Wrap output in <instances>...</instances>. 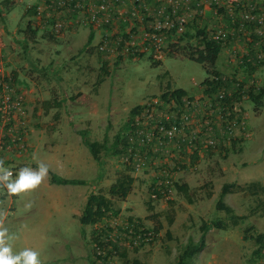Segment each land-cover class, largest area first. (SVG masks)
<instances>
[{
    "label": "rangeland",
    "instance_id": "rangeland-1",
    "mask_svg": "<svg viewBox=\"0 0 264 264\" xmlns=\"http://www.w3.org/2000/svg\"><path fill=\"white\" fill-rule=\"evenodd\" d=\"M21 1L15 0L10 11L3 9L0 13V23L5 21L8 25L7 34H0V76L12 75V71L16 73L10 89L1 87L0 91L8 92L11 98L17 94L23 96V112L19 111L6 123L5 131H0V137L9 132H20L17 130L21 129L24 140L26 143L29 140L32 146L27 143L28 147L20 158L9 155V159H5L2 154L0 161H3L4 167L14 171L13 179L20 168L35 170L45 161L57 175L82 178L86 183L52 184L47 173L35 188L13 196L6 187L0 185V228L8 229L13 253L31 248L39 252L42 264H175L185 244L196 242L199 238L202 222L210 223L212 219L225 217L228 223L225 213L215 208L223 183L259 180L264 184V97L257 105L245 92L250 85L264 86L263 61L251 74L241 66L226 67L223 53H220L216 63L222 74L244 84L241 97L231 99L228 107H232L230 110L233 112L234 107L245 112L247 136L236 129L234 144L228 139L224 148L220 147L221 141L216 148L203 147L200 152L202 156L199 158L196 153L194 161L185 153L179 157L180 163H176L178 158L160 150L153 153V158L146 154L145 143H136L137 133L124 129L130 109L136 104L159 98L167 82L172 88L176 86L194 94L192 96L199 104L207 102V94H204L201 83L208 76L206 67L186 57L196 46L197 38H166L162 44V60L155 63L156 59L150 58L151 52L147 49L142 55L135 48L130 52L126 50V44L133 40L124 34L115 33L119 35L115 37L106 34L109 36L107 40L120 42L117 45L121 47L123 57L118 58L116 53L120 47L115 53L111 52V46L105 51L107 42L104 47L99 45L107 30L104 28L100 31L99 40L97 37V45L87 48V28L91 27L93 17L85 5L76 16L69 13L65 17V27L60 30L58 26L52 37L45 29H39L34 36L24 39L20 30H23L28 20L34 18L26 10V4L35 0ZM93 6L95 0L89 4V7ZM243 7V4L238 6V11ZM133 10L134 15L139 13L137 8ZM4 16L6 20L3 21ZM218 20V15L213 18L215 23ZM37 21L43 26L41 19ZM130 27L131 23L126 20L119 25L118 31H127ZM212 29V26L210 28L207 25L210 34L214 32ZM195 31L191 28L189 32ZM231 31L242 34L237 27ZM229 36L222 52L229 45ZM197 89L198 94L195 95ZM45 99L59 100L61 106L45 111L41 106ZM154 109V115H157L167 112L169 108L155 106ZM80 110L83 113H75ZM147 118L143 116L139 121H147ZM214 126L219 127L218 124ZM78 130L91 141L101 142L106 136L108 149L100 151L99 161L92 157L85 144L78 145ZM146 132L148 127L142 134ZM117 133L128 134L133 139L129 140L133 151L130 150L135 153L131 163H127L125 156L113 153L110 147ZM48 143L53 145L51 152L46 150ZM74 155L82 160L81 167L67 164V160ZM51 156L55 158L47 162ZM134 165L136 168L132 170ZM93 169H98L94 175L91 174ZM123 173H130L135 179L130 192L112 199L113 208L117 211L115 217L97 225H82L78 217L84 207L85 196L91 192H107L109 186ZM175 181L188 184L192 201L174 188ZM152 190L159 194L154 197ZM258 199L264 201V194L257 197L239 192L224 195L223 201L237 214L247 217L243 222L224 229L211 226L205 235V246L190 262L264 264V252L259 255L253 252L256 249L253 239L241 237L244 228L250 224L255 227V231L264 232V215L255 210ZM74 213L78 216H74ZM129 216L140 219L142 226L148 230L153 231L156 226H160L159 231L154 232L152 241L129 248L127 261L119 256V251L123 249L119 244L116 246L117 253L108 258L109 262L94 259V228H103L107 224L123 225ZM168 218L172 220L171 223ZM102 238L106 240V235Z\"/></svg>",
    "mask_w": 264,
    "mask_h": 264
},
{
    "label": "trees",
    "instance_id": "trees-1",
    "mask_svg": "<svg viewBox=\"0 0 264 264\" xmlns=\"http://www.w3.org/2000/svg\"><path fill=\"white\" fill-rule=\"evenodd\" d=\"M59 1H62V0H45L44 4H46L48 7H46V9H44V12L40 14L41 18L36 17L37 15L36 6L40 4L39 1L29 4V6L26 7V10L32 13L34 18H31L30 20H28L23 30H20L24 34V39H29V37L34 36L39 29H45V31L48 32V35L52 37L55 34L54 32H55L58 22L60 23V30H62V28L65 27V22H64L66 21L65 17L69 16V13L70 15H72L73 11L76 13L78 11H81L85 8L84 7L85 5H87L89 11L93 10V7L95 8V6L89 7L90 3L88 0H80L82 2L80 5H76L78 0H66L63 2V4H59L58 3ZM138 1H141L143 3V7L138 8L137 6H135V9L137 8V11L139 12V13H135V15L133 13L134 11L133 10L134 7H133L130 10L131 11L130 15L131 17H134L133 19H135L137 22L141 21L142 24L145 25V27H148V29L147 31L145 29L141 30L142 31L141 38L138 35L139 33L138 29L132 30L130 27L129 31H124V30H121L122 32L118 31L117 33L124 34L123 36L128 37L133 40V42L130 41L126 44V50H129L130 52L131 50L135 48L136 50L141 51L140 55H142L143 51L147 49L148 51L151 52L150 58L151 59L154 58L153 60L156 59L155 63H158V61L161 62L163 54L161 58L156 57V49L153 44V39L151 37V34L158 33L160 35V49H159L160 53H162V47H163L162 44L166 38L168 40L172 38V36H176L178 37L177 39L179 40L184 39L185 37H187L188 40H191L192 38L194 39L196 37L197 38L196 46L194 47V49H191L186 54V57L192 61L202 63L204 64V67H206L205 69L207 71L208 76L201 82L202 85L204 86V90H203L204 94H210V93L215 92L217 88L219 87V85L221 86L220 83H223L222 85L226 86L230 90L231 92L230 94L226 93V96L224 98H221V100H219V98L217 99L219 104L223 108L222 112H224L225 110L224 107L226 109H229L228 105L230 104L231 99L235 97H238V98L241 97V93L243 92V90L241 91V89L243 88L244 84L240 80H236V78H233V77L228 78V80L225 82H222L219 78L214 79V77L216 76L220 77L222 75V73L219 71V68H217L218 66L217 60L219 59V55L221 51H223L222 42L218 41L217 39H214L211 36V34L210 36H208L207 35L208 32L205 29L196 30L195 33L189 32L190 29L188 28H191V27L187 23L186 24L184 23V28L181 32H177L175 28H171L167 31H164L165 28L155 27L157 22L164 23L166 21V17L171 16L173 5H177V8H178L181 3L180 1L182 0H168V2L166 1V3L162 4L161 6H160V3L163 2V0H149L151 5L147 3L146 0H135V2H138ZM183 1L186 2V0H183ZM13 3H14L13 0H2L0 2V13H1V10L3 9H5L6 12L10 11L12 9ZM96 3H99V1L95 0V4ZM100 3H104L107 6V8L105 12L100 10V16L98 15L94 16V21H95L94 25L96 27L95 29L100 28L101 30H103L102 28H104L107 30H106V33H104V37H103L104 39L100 40L99 45L100 47H104V43L107 42L105 46V49H106L105 51H108L107 48L111 46L110 47L112 48L111 52L116 53L118 50V47H120L118 46L120 42L118 43L117 42L118 40H114V41L107 40L109 36L106 35V34H109V30H110L109 28L113 26V23L111 22V18L108 12L109 6L105 0H100ZM37 19H41V22H43V26H40ZM239 19H240L239 17H236L233 20L234 21L233 25L235 27L239 26V23H240ZM131 32H133L132 35L137 34V36L136 37L130 36ZM110 36L115 37V35H110ZM116 36H119V35H116ZM187 43L190 45L189 41H187ZM95 46L96 45H93L87 48L91 49L92 47H95ZM121 50L122 49L120 47V51L116 53V56L119 55L118 58L123 57V54H122L123 51ZM163 52L166 53V50L163 49ZM256 60L254 61L255 64L254 63L252 64V61H250L249 59H247L246 62L243 63L246 66V68L244 69L247 70L248 73L250 74L253 73V71L256 69L259 62L263 61L264 63V56L261 61L259 60L256 61ZM15 74L16 73L13 71H12V75L2 74V76L4 75L2 77V81L7 82L8 85L11 87V85H13V77L15 76ZM235 84H238V85L236 86ZM0 89H1V85H0ZM245 92H248L250 100L253 103L259 105V103H261L260 102L261 99L264 97V86L263 85L261 86L250 85L248 88L245 89ZM182 97H186V100L188 101H192L194 99V96L188 95L185 89L177 88V87L172 88L170 82H167L166 89L163 90L159 94V98L162 101L168 102L169 99H173L177 102V105L180 107L184 105ZM146 103L144 102L143 104H136L131 107L130 117L127 119V125L124 129L126 130L129 129L130 132L131 131L135 132L139 128L142 130L144 129L143 128L145 127L144 125L136 124V121H134L133 116L135 117V115L138 114L141 111V109H143L144 106H146L145 105ZM41 106L45 111L50 108H59L61 106V101L45 99V100H42ZM152 123L153 121L149 125H151ZM168 125H169L168 123L165 124V126H168ZM17 131H20L21 133V129ZM77 133L81 134V130H78ZM121 134L122 133L115 134L114 140L110 147L112 148L113 153H118L119 155L121 154L127 157L128 159L127 163H129L133 159L134 152H132L133 150L131 148V144H129V135L128 134L121 135ZM81 135H82L81 136L82 141L88 147L92 157L95 160L99 161L100 151L108 149L107 144H106V139H105L106 136L104 137L103 141L98 142L96 140H93V141L88 140L85 137V135L83 134ZM231 140L233 144L236 141L233 138H231ZM225 146H226V142H222V144L220 145L221 148H224ZM27 147H28V144H27ZM134 150L137 151L136 147ZM184 150L185 149L181 150L182 155H185ZM4 154L15 156L11 152L10 153L5 152ZM195 154L190 155V158L193 161L194 159H196ZM177 162L178 161H176V163ZM135 165L132 167V170L136 168ZM48 177H49V182L52 184L65 185V184H85L86 183L84 179L63 177V176L57 175L56 173L52 171H48ZM134 179L135 178L130 173H123L120 176H118L115 179V181L109 186L107 192L99 191L96 193H93V192L89 193L86 197V201L81 211V214L78 217L80 223L82 225H97L99 223H102L105 219L110 220L112 217H115V214L117 213V211L113 208L112 199L114 197H118L119 195L123 193L130 192L132 189L133 183H134ZM174 188L178 192H181L186 197V199L192 201L190 199L189 186L187 183L185 182L179 183L178 181H175ZM152 191L153 193L159 194L156 190H152ZM236 192L242 193L243 195H251V196L257 197V196L264 194V184H261L259 180H250L244 183H236V182L223 183L220 188V197L215 204V208L225 213V216L228 219V223L225 222V217L212 219L210 223L202 222L200 224L201 233H200L199 238L196 240V242H188L185 244L181 252L178 254L175 264H192L190 262V259L195 254L200 252L202 248L205 246L206 244L205 235L211 226L218 228V229H224V228H227L228 226H235L239 224L240 222L244 221V219L247 217L246 215L237 214L229 204L223 201L224 195L228 193H236ZM10 194L14 195L13 193H10ZM1 197L2 195L0 193V199ZM255 210L264 215V201L263 200H260V199L257 200ZM129 217L127 218L128 223L131 226L134 225L132 229L135 235L136 233H138V230H137L138 226H142L141 224L142 222L140 219H133L132 216H129ZM135 221H139V222H135ZM171 221L172 220L168 218V222L171 223ZM159 229H160V226H156V228H154L153 230V233L158 232ZM118 230L120 231L121 228L119 227ZM112 231H113V228L109 224H107L106 226H103V228L102 226L94 228L93 235H92L93 246H94L93 247L94 259L98 261L100 260L103 263H107V259L109 258V256H111V254H113L112 252L114 250L117 251V248H116L117 242H118L117 238L115 237L114 239L112 238L109 239V236H110L109 233ZM250 231H253V233L249 234ZM104 235H106V240L102 238ZM241 237L243 239H247V238L253 239L254 243L256 244V249L253 250L255 255H259L260 252L262 251L264 252V232L255 231V227L250 224L244 228V231ZM142 243H147V242L143 241L141 242V244ZM122 248L123 249L119 251V256L124 261H127L125 260L127 256V251L129 248H133V247H122ZM135 264H138V263L135 262Z\"/></svg>",
    "mask_w": 264,
    "mask_h": 264
},
{
    "label": "built area",
    "instance_id": "built-area-1",
    "mask_svg": "<svg viewBox=\"0 0 264 264\" xmlns=\"http://www.w3.org/2000/svg\"><path fill=\"white\" fill-rule=\"evenodd\" d=\"M66 0L59 1V4H63ZM89 3L93 0H88ZM209 6L215 11V14L219 16L217 23L213 25V31L211 36L218 41H221L222 44L226 45L229 34L235 28L233 25L234 19L239 17V26H236L240 32H242L243 42L248 47L253 45L258 50L255 52L254 57L257 61H261L264 56V0H207ZM82 2L77 1L76 5H80ZM244 5L241 10L238 11V6ZM48 7L45 4V8ZM107 6L104 3H96L95 9L90 11L91 16L94 18L96 13L101 11H106ZM37 18H41L40 14L44 12V7L42 4L36 6ZM177 5H173L171 16L166 17L164 23L157 22L155 25L156 28H165L164 31H167L171 28H175L177 32H181L184 28L185 18L177 14ZM225 14L224 17L222 15ZM227 15V17H226ZM60 27V23H57V27ZM231 31V32H230ZM232 34V33H231ZM153 39V44L156 49V57L161 58L162 53H160V35L158 33L151 34ZM247 42V43H246ZM228 44V43H227ZM257 53V54H256ZM256 55V56H255ZM234 57L237 58L235 55ZM249 60H252L249 58ZM0 76V85L1 87H7L10 89V86L7 82L2 81ZM220 79L222 82L231 78L225 74H222L220 77H214V79ZM221 86L213 93L207 94V102L204 104H199L198 101L194 98L192 101L186 100V97H182L184 105L178 106L177 102L173 99H169L168 102L162 101L160 98L150 99L146 101L143 109L136 114L134 121L138 125H144V129H138L135 131L137 133L136 143L140 144H153L155 145L156 150L163 152L164 149H167L171 153V157L180 159L179 157L183 156L181 150L185 149L187 155H193L195 153H200L203 147L205 148H216V146L222 142L231 140L234 137L236 129L238 132L244 136L248 135L246 129L245 121V112L241 108H235V112L223 108L218 102L221 98H224L227 94H230V90L223 86V83H220ZM236 86L238 84H235ZM227 91V92H226ZM21 94V93H20ZM12 95V92H11ZM22 95V94H21ZM18 96V94L11 98L8 92L2 93L0 91V131H5V125L7 122H10L11 119L16 116V113L23 112L21 107L23 103V96ZM202 105L204 108H201ZM160 106L163 109L169 108L168 113L163 112L157 115H154V107ZM159 110V107H157ZM147 116V121L140 122V118ZM160 117V118H157ZM215 119H214V118ZM153 123L149 125L151 122ZM169 124L165 126V124ZM218 124V126H214ZM148 127V132L142 134L145 129ZM14 131V130H13ZM20 132H9L1 135L0 137V152H11L15 156H20L26 151V142H24V134ZM141 134L143 136H141ZM223 135V138L221 136ZM129 140L133 141L132 138ZM219 142V143H218ZM219 144V145H220ZM183 147H182V146ZM158 152V151H156ZM168 153V154H169ZM176 153V154H175ZM1 154V153H0ZM127 160V157H125ZM128 161V160H127ZM138 164V163H136ZM12 174L14 175V171ZM154 197L156 193L152 194ZM138 222V221H135ZM121 228L119 231L118 228ZM134 225H129L128 220L123 223V225L112 226L113 231L109 233V239L117 238L119 246L121 247H135L140 245L141 242H150L154 233L152 230H148L144 226H138V233L134 235L133 228ZM118 246V245H117ZM100 250V249H99ZM98 250V251H99ZM113 254L116 253L114 250ZM111 254V257H113ZM110 258V256H109ZM107 262L108 259H107Z\"/></svg>",
    "mask_w": 264,
    "mask_h": 264
},
{
    "label": "crops",
    "instance_id": "crops-1",
    "mask_svg": "<svg viewBox=\"0 0 264 264\" xmlns=\"http://www.w3.org/2000/svg\"><path fill=\"white\" fill-rule=\"evenodd\" d=\"M18 1H21V0H18ZM36 1H39L40 4L43 5L44 9H46L45 8V4H44L45 0H35V1H33V3L36 2ZM98 1L100 2V0H98ZM105 1H106V3L109 6L108 12H109V15H110V18H111V22L113 23V26L111 28H109L110 29L109 30V34L110 35H118V34H115V33L118 32L120 23H122V21L124 22V21L128 20L129 22H131V29L132 30L138 29V31H139L138 35L141 38L142 37V31L141 30L145 29L147 31L148 27H145V25L142 24L141 21L137 22L135 19H133L134 17H131V15H130L131 11L130 10L133 7L135 8V6H137L138 8H142L143 7V3L141 1L135 2V0H105ZM146 1H147V3H149L151 5L149 0H146ZM166 1L168 2V0H163V2L160 3V6L162 4H165ZM13 2L16 3L15 0H13ZM21 2H23V0ZM180 2H181L180 6L177 8L176 12H177L178 15H180V16L185 18V21H186L185 24L186 23L189 24V26L191 28H193V30L194 29L195 30L206 29V31H208L207 30V25H209L210 28H211V26L213 27V25L215 24V22H213V18L215 19L217 15L215 14V11L209 6V3H208L207 0H200V1L199 0H186V2L182 0ZM28 3L29 2H27V4H26L27 6H29V4H32V3H29V4ZM88 13H90V12H88ZM3 14L4 13H2V15ZM76 15H77V13L73 11L72 12V16H76ZM85 16L86 15L84 14V17ZM98 16H100L99 13H98ZM4 20H6L5 16L3 17V21ZM91 21H93L91 27L87 28L88 29L87 38H86V42H87L86 46L87 47H91L93 45H97V44H95V42L97 41V37H98V40H99L100 31H101L100 28L99 29H95L96 27L94 25V23H95L94 18ZM211 23H212V25H211ZM115 24H117V25H115ZM0 26H1L0 34L4 33V32H5V34H7L8 25L6 24V22L4 21V23H0ZM6 27H7V29H6ZM127 31H129V29ZM132 33L133 32L130 33V36H133V37L137 36V34L132 35ZM207 35L210 36V32L209 31H208ZM229 41H230V42H228L229 45L225 48L226 51H224V52L221 51V53H223V58H226L225 59L226 60V67H228V66L229 67H231V66H235V67L236 66H241V68H246L245 64H243V63L246 62V60L249 59V58L252 59V60H250V61H252V64L253 63L255 64L254 61L256 60V58L254 57V54H255V52H257L258 49L256 47H254L253 45H249L247 47L245 45V43L243 42L242 34H240L239 32L234 31L229 36ZM93 42H94V44H93ZM232 55L233 56L236 55L237 59L235 60V58H233ZM257 70L260 71V69H257ZM16 82H17V80H16ZM197 91H198V89L196 90L195 95H196ZM187 94L191 95L188 92H187ZM192 95H194V94H192ZM80 105H81V103H80ZM200 106H201V108L205 107V106L203 107L202 105H200ZM75 113L76 114H81V113H83V111L80 110V111H77ZM76 133H77V131H76ZM76 140H77V143H78L79 146H80V144H84L83 141H82V137H81V135L79 133H77ZM27 143L30 144V146H32L29 140L27 141ZM146 145H147V149L145 150L146 154L148 156L151 155L154 158L155 154H153V153H156V151H159V150H156L155 145H153V144L147 143ZM43 146L46 147V145H44V143H43ZM52 146L53 145L51 143H48V146H47L46 150L48 152H51L52 151ZM33 150H36V149H33ZM163 153L164 154H168V150L164 149ZM2 154H4V153H1L0 155L2 156ZM76 155L71 156L67 160V164L68 165H76L78 167H81L82 166V160H79L76 157ZM197 155H198L199 158L202 156V154H200V153H197ZM77 156H79V155H77ZM11 157L15 158V156H11ZM17 157L20 158L19 156H17ZM51 157L52 158L48 159L47 162H50L51 160H53V158H55L54 156H51ZM3 158L7 159V158H9V155L4 154ZM177 161L180 163V159H177ZM43 163L47 164V166L49 164V163H46L45 161H43ZM48 171H52V169H50L49 166H48ZM95 171L97 172L98 169H93L91 174L94 175ZM167 176H169V175H167ZM90 178H93V177L91 176ZM79 179H82V178H79ZM79 185H85V184H79ZM86 197L87 196H85V201H86ZM80 214L81 213L79 212V215ZM73 215L74 216L75 215L78 216L77 213H74Z\"/></svg>",
    "mask_w": 264,
    "mask_h": 264
},
{
    "label": "clouds",
    "instance_id": "clouds-1",
    "mask_svg": "<svg viewBox=\"0 0 264 264\" xmlns=\"http://www.w3.org/2000/svg\"><path fill=\"white\" fill-rule=\"evenodd\" d=\"M47 173L48 166L41 163L35 170L30 167L20 168L13 179L12 171L4 167L3 161H0V185L6 187L13 194L35 188ZM10 240L8 229L0 228V264H42L39 252L31 248L13 253Z\"/></svg>",
    "mask_w": 264,
    "mask_h": 264
}]
</instances>
